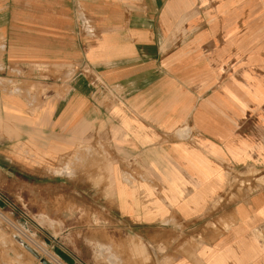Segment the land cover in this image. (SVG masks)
<instances>
[{
	"label": "crops",
	"instance_id": "1",
	"mask_svg": "<svg viewBox=\"0 0 264 264\" xmlns=\"http://www.w3.org/2000/svg\"><path fill=\"white\" fill-rule=\"evenodd\" d=\"M0 139L40 217L107 164L94 203L174 264H264V0H0Z\"/></svg>",
	"mask_w": 264,
	"mask_h": 264
},
{
	"label": "rangeland",
	"instance_id": "2",
	"mask_svg": "<svg viewBox=\"0 0 264 264\" xmlns=\"http://www.w3.org/2000/svg\"><path fill=\"white\" fill-rule=\"evenodd\" d=\"M8 87L14 90L15 86L9 84ZM2 144L9 151L10 140L0 139V147ZM86 150L98 151L92 146ZM102 153V158L107 161V151L103 149ZM84 159L85 156L82 161L75 157L62 159L54 163L57 168L52 166L51 174L65 173L58 167L68 164L74 168L76 161L82 165ZM109 167L105 164L104 170L96 174L67 172L72 177L68 180L86 176L88 183L93 182L95 188L80 189L79 193L86 197L82 207L74 208L68 204L66 211L55 208V217L49 219L38 215L40 206L28 203L26 188L22 189L23 196L17 197L20 184L34 178L39 180L40 175L20 170L0 155V260L19 264H45L41 259L49 264H174L173 257L178 254L175 245L168 242L164 246L156 244L154 239H146L136 229L110 219L107 204L94 203L96 190L97 194H103L101 185L104 183L105 194L108 193L107 185L111 183ZM25 245L35 250L40 258Z\"/></svg>",
	"mask_w": 264,
	"mask_h": 264
},
{
	"label": "water",
	"instance_id": "3",
	"mask_svg": "<svg viewBox=\"0 0 264 264\" xmlns=\"http://www.w3.org/2000/svg\"><path fill=\"white\" fill-rule=\"evenodd\" d=\"M25 248L30 251L35 257L40 258V255L35 250L31 249L27 245H25ZM41 261L45 264H49L45 259H41Z\"/></svg>",
	"mask_w": 264,
	"mask_h": 264
}]
</instances>
